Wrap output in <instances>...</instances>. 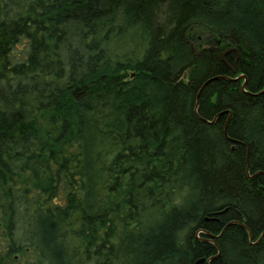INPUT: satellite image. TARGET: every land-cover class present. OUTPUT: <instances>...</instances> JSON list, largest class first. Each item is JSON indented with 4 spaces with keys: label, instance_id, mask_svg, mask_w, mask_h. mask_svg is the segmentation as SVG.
Segmentation results:
<instances>
[{
    "label": "trees",
    "instance_id": "16d2710c",
    "mask_svg": "<svg viewBox=\"0 0 264 264\" xmlns=\"http://www.w3.org/2000/svg\"><path fill=\"white\" fill-rule=\"evenodd\" d=\"M0 211L40 264H264V0H0Z\"/></svg>",
    "mask_w": 264,
    "mask_h": 264
},
{
    "label": "rangeland",
    "instance_id": "374dc122",
    "mask_svg": "<svg viewBox=\"0 0 264 264\" xmlns=\"http://www.w3.org/2000/svg\"><path fill=\"white\" fill-rule=\"evenodd\" d=\"M193 44L196 46L197 42ZM198 46L199 48L204 47V44ZM199 48L197 47V49ZM5 219L4 212L0 211V264H40L38 263V254L31 248L23 246L20 252H10Z\"/></svg>",
    "mask_w": 264,
    "mask_h": 264
},
{
    "label": "water",
    "instance_id": "95a60500",
    "mask_svg": "<svg viewBox=\"0 0 264 264\" xmlns=\"http://www.w3.org/2000/svg\"><path fill=\"white\" fill-rule=\"evenodd\" d=\"M230 51H233V52L236 53V60H237V58H238V56H239V53H238V51H237V49H236L235 47H230L229 49H227V50H225L224 52H222V54H221L222 58L224 59L225 55H226L228 52H230ZM236 60H235V68L230 67V69H231V71H232L233 73H236V67H237ZM240 77H243V76H242V75L238 76V78H240ZM244 85H245V80H244V82H243V84H242V88L244 87ZM201 261H202V260H198V261H196L195 264H198V263H200Z\"/></svg>",
    "mask_w": 264,
    "mask_h": 264
}]
</instances>
